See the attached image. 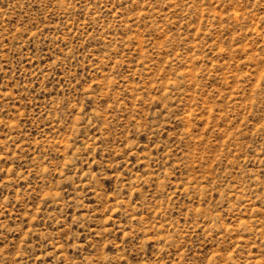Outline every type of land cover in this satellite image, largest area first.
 <instances>
[{
  "label": "rangeland",
  "instance_id": "rangeland-1",
  "mask_svg": "<svg viewBox=\"0 0 264 264\" xmlns=\"http://www.w3.org/2000/svg\"><path fill=\"white\" fill-rule=\"evenodd\" d=\"M0 264H264V0H0Z\"/></svg>",
  "mask_w": 264,
  "mask_h": 264
}]
</instances>
